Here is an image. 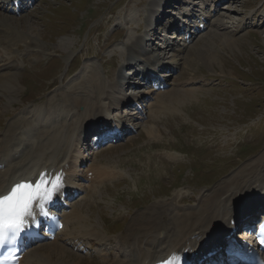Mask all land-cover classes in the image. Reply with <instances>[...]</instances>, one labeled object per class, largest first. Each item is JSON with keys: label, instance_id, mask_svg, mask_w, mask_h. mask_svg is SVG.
I'll use <instances>...</instances> for the list:
<instances>
[{"label": "rangeland", "instance_id": "1", "mask_svg": "<svg viewBox=\"0 0 264 264\" xmlns=\"http://www.w3.org/2000/svg\"><path fill=\"white\" fill-rule=\"evenodd\" d=\"M157 3L36 0L27 10L13 14L0 0V26L6 27L9 39L20 44L19 50L9 53L5 49L9 39L0 43V67L17 61L19 82L11 102L0 95V134L23 110L43 105L50 109L51 104L68 102L71 91L82 93L90 68L106 84L116 79L128 59L127 45L144 33L149 7ZM223 3L219 10L225 16L224 26H209L176 57L181 65L169 78L165 91L170 94L156 102L161 109L155 107L154 113L146 108L143 115L124 116L127 124L132 122L127 136L99 151H89L90 162L84 166L88 178L79 182L89 193L84 191L71 203L83 219L68 224L67 233L77 225L70 236L56 239L66 255L63 260L53 259L52 264H112L118 243L126 241L127 228L139 223L137 215L154 216L153 207H167L170 202L180 209L195 205L203 194L264 151V0ZM29 26L33 32L28 33ZM151 42L156 48L162 44L159 39ZM172 54L167 51L166 60ZM191 56L195 62L188 61ZM123 72L130 74L131 70ZM76 110L80 112L83 106ZM250 117L254 118L246 122ZM147 125L159 131L149 136ZM102 168L109 175L94 184L92 179L91 184L92 170ZM71 236L76 238L68 239ZM76 241L78 249L72 243ZM101 249L108 251L107 258L99 257Z\"/></svg>", "mask_w": 264, "mask_h": 264}, {"label": "bare ground", "instance_id": "2", "mask_svg": "<svg viewBox=\"0 0 264 264\" xmlns=\"http://www.w3.org/2000/svg\"><path fill=\"white\" fill-rule=\"evenodd\" d=\"M14 1H18L17 10L25 9L24 0H2V3L4 6L13 4ZM205 1L208 0H201L204 6L202 10L199 9L196 12L194 5H196L197 0H158L157 4L149 7V13H147V17H149L144 33L137 34V38L127 45L128 59L124 60V66L119 67L116 79L106 84L99 79L96 70L90 68L86 74L88 79L84 81L85 89L83 88L82 93L71 91L68 102H60L59 105L51 104V106L49 105L50 109L43 105L35 109L23 110L22 114L17 116L18 118L9 122L7 128L0 134V195L7 192L12 184L19 180L35 183L39 180L56 181L57 177L60 178L59 182L62 186L56 194L68 189L81 191L82 187L79 180L84 177L82 165L88 161L87 149L83 143L88 134L109 123L113 118L121 120V114L113 112L120 105L128 103L130 100H139L144 94L154 95L153 100L155 102L146 104L147 109L152 108L153 110L157 107L156 102L160 103V99L166 93L170 94L164 89L149 90L148 85L151 81L158 85H165L169 82L166 77L173 75L171 70L173 68L177 70L181 65L178 61L179 58L176 57L180 56L179 54L183 49L182 43L174 45L170 38L171 35L165 34L169 29L179 28L176 27L175 21L181 16L189 17L192 21L197 18V24L202 25L203 22L205 25L208 24L218 29L224 26L225 23L222 18L225 16L220 13L221 9L219 10L217 7V2L221 0H211V2L217 1L212 10L213 14L211 10H208ZM184 6L188 9L182 11ZM12 10L14 11L15 8ZM172 10H178L179 16L174 17L175 12ZM150 17L153 20H150ZM212 17L216 18L215 23H213ZM167 21L169 22L167 23ZM153 30L157 31L154 32V35L151 34ZM159 30L164 33V38L161 39L164 46L156 48L152 42L151 44L149 42L160 39ZM6 31L5 26H0V43L5 38L9 39ZM33 31L34 29L29 26L28 33ZM11 41L12 39L7 41L8 48H5L9 53L20 48L19 43ZM29 42L31 41H24V44H29ZM227 43L231 45L229 41ZM167 49L173 52V58L170 61L166 60ZM37 51L44 52V49ZM188 61L195 62V58L191 56ZM122 64L120 63V65ZM85 68L87 65L80 72H83ZM165 68L170 69L168 73H163ZM17 69V61H9L0 67V72H3L0 73V95L5 96L8 102L12 101L13 95L18 89L19 82L15 72ZM124 69H130L131 73H124ZM151 75L154 80H150ZM141 85H146L147 89H143ZM177 90L180 91L179 88ZM173 94L177 95L176 93ZM79 106H83V110L80 112L76 110ZM140 107L137 108L139 114L143 113ZM158 107L157 109H161ZM153 111L156 112V110ZM21 124L23 127L20 126ZM15 129H17L16 133H14ZM157 131L159 130L154 125L145 126V132L149 136L155 135ZM252 164L254 165L250 170L249 166ZM102 169L93 171V184L99 182L102 177L109 175L107 169L106 171ZM251 187V192L247 191ZM88 193L89 190L87 189L86 195ZM55 196L52 202L56 201L59 195ZM263 199L264 151L252 162L234 172L228 179L203 194L196 205L180 209L175 203L170 202L167 207L164 205L157 208L153 207L156 210L152 212L154 216L145 217V213L137 215L139 223L127 228V234L124 236L126 241L118 243L112 264H152L157 260L165 259L167 255L170 264L179 261L181 256L189 259L195 252L210 246L217 237L228 232L231 220L239 210L249 209V205L255 206ZM62 211V219L65 225L58 235L70 236L77 225H74L67 233L68 224L79 223L83 217L79 210L74 208H69V210L63 208ZM253 217L254 215H250L249 221ZM147 220L149 221L148 225H144V221ZM166 224H169L171 229H167ZM133 230L134 237H130L133 235ZM56 238L51 244L40 242L38 243L41 245L38 246L39 248L31 247L32 249H29L22 257L20 264H28L32 261H37L40 264H52L53 259L62 258L63 260L66 250L55 243ZM102 238L104 239V237ZM99 256L104 258L106 253L100 251Z\"/></svg>", "mask_w": 264, "mask_h": 264}, {"label": "snow or ice", "instance_id": "3", "mask_svg": "<svg viewBox=\"0 0 264 264\" xmlns=\"http://www.w3.org/2000/svg\"><path fill=\"white\" fill-rule=\"evenodd\" d=\"M59 179L17 183L0 195V243H14L30 225L38 224L37 215L48 216V205L62 186Z\"/></svg>", "mask_w": 264, "mask_h": 264}]
</instances>
